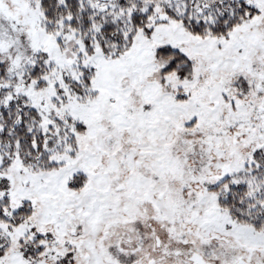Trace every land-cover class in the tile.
<instances>
[{
    "label": "snow or ice",
    "instance_id": "snow-or-ice-1",
    "mask_svg": "<svg viewBox=\"0 0 264 264\" xmlns=\"http://www.w3.org/2000/svg\"><path fill=\"white\" fill-rule=\"evenodd\" d=\"M0 264H264V0H0Z\"/></svg>",
    "mask_w": 264,
    "mask_h": 264
}]
</instances>
